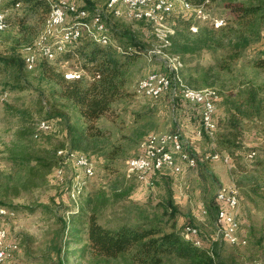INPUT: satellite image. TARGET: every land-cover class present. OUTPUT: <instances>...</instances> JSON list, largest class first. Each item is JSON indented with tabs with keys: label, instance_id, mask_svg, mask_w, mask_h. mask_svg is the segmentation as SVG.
I'll return each mask as SVG.
<instances>
[{
	"label": "rangeland",
	"instance_id": "obj_1",
	"mask_svg": "<svg viewBox=\"0 0 264 264\" xmlns=\"http://www.w3.org/2000/svg\"><path fill=\"white\" fill-rule=\"evenodd\" d=\"M19 1L21 2L16 4V0H0V9L7 13L9 23L6 30L0 31V55L19 57L24 62V66L15 69L18 73L7 69L0 62V208H11L7 213L10 215H0V224L6 231L8 229L10 239L18 247L17 253L11 256L10 263L6 259L4 264H128L124 258L103 259L92 255L90 251L82 255L80 250L85 243L73 237L70 224L64 229L63 222L70 223L73 215H79L80 220H86L102 196L106 201L101 203L97 210L99 220L105 225L115 226L118 219L127 216V205L162 213L169 194L173 196L178 208L174 219L177 228L183 229L186 224L198 226L203 244L220 242L222 256L228 259L230 264H264V130L248 123L241 136V145L232 151L227 149L226 144L219 143V139L227 135L229 92L232 93L233 90L235 94L238 84L242 81L253 80L257 84H264V71L248 64L250 58L264 52V26L262 39L248 48L243 58L233 64L232 72L223 73L224 86L208 87L218 93L220 99L216 112L218 129L214 139H211L196 135L199 120L194 124L185 115L189 113L188 109L197 111L190 109L189 103L177 98L173 101L169 94H164L158 99L140 94L137 92V85L139 80L150 72L169 70L162 57L157 53H149L151 49L160 48L162 43L156 30L163 33L174 31L175 14L193 16L195 13L198 17L193 21L194 31H197L196 26L199 24L214 23L216 27L225 24L233 19V14L225 7V0L209 1L204 8L194 5L191 9L183 4L187 0H177L175 11L169 16L163 14L153 21L152 25L145 20L117 17L109 12L107 22L112 43L103 46L111 47L112 51L120 54V44L134 45L130 35L134 33L138 38V45L145 50L134 56L125 67L126 83L122 97L114 102L108 113L94 122V126L101 130V145L108 151L114 146H119L120 154L106 167L102 152L85 153L95 164L93 177L86 174L85 170L83 175L76 163H69L57 165L58 170L63 169V177L57 176L55 166L47 173V169H43V175L31 182L28 181L29 164L35 161L24 164H19L20 159L15 160L16 163L13 161L21 156L17 137L19 127L24 123L33 127V153L43 154L44 148H52V144H68V123L86 125L77 106L62 96L61 86L48 77L45 68L63 72L68 79L81 77L85 83L93 81L96 76L94 71L86 66L85 53L88 50L77 51L79 46L83 47L80 42L72 50H64L55 57L38 53L37 63L33 68L25 65L27 48L33 46L38 51V46L46 42L43 41V36L47 30L46 23L51 8L49 4L31 10L25 0ZM107 3L108 0H79V6L86 7L90 15L95 13L97 8L110 9ZM89 19H92V16L85 20L88 26L84 27L83 33L93 40H98L99 35H91L95 29L93 22L92 26H89ZM65 26L57 32H61ZM55 38L56 35H51L49 41L54 42ZM84 38L83 43L88 37ZM166 52L170 53L167 48ZM166 52L160 51V55L170 59L174 81L179 85L190 86L183 79L184 64L181 59L175 57L181 61L182 64L179 65L172 59L174 55ZM221 54V51L205 52L199 59L202 64H212ZM197 61L198 59H195L193 64ZM17 75L18 78L15 77ZM19 85L21 87L15 89L14 86ZM242 86L247 88V85ZM42 120H48L52 127L36 137L35 132ZM174 129L181 131L185 149L194 156L202 154V159L196 156L198 163L194 167L184 162V170L178 174L171 171L156 173L153 185L141 181L138 173L130 169L129 158L141 153L142 142L149 133ZM250 147H256L259 151L252 160L246 156ZM214 152H219L223 157L229 155L231 162L227 163L223 158H206L207 153ZM57 153L58 156L62 154L65 157L68 155V148H60ZM228 176L230 183H227ZM232 183L240 192L239 234L247 240V243L242 245L216 239L217 213L211 215L203 212L206 202L216 201L220 187ZM128 188H131L129 195L117 200L115 195ZM90 198L94 199L93 203L89 202ZM130 212L132 216L135 215L132 209ZM79 226L83 227L84 223ZM196 243L199 244V241ZM166 264H180V261L168 259Z\"/></svg>",
	"mask_w": 264,
	"mask_h": 264
},
{
	"label": "trees",
	"instance_id": "obj_2",
	"mask_svg": "<svg viewBox=\"0 0 264 264\" xmlns=\"http://www.w3.org/2000/svg\"><path fill=\"white\" fill-rule=\"evenodd\" d=\"M16 1V4L21 2ZM25 1L31 10L49 4L51 8L50 0ZM187 1L193 6H203L204 8L209 1L214 0ZM225 7L233 14V19L218 27L214 23L199 24L196 26L197 31H194L193 21L198 17L194 13L193 16L175 14L174 31L168 30L163 33L156 30L162 41L161 49H158L166 52L167 48L171 54L166 53L181 59L184 64L183 79L191 87L224 86L223 73L232 72L233 64L243 58L248 48L262 39L264 1L225 0ZM141 20L150 22L151 25L154 23L146 19ZM83 35L89 39L87 38V41L83 43L85 38L81 37L80 43L83 47L79 46L77 51L79 49L82 52L88 50L85 53L86 66L95 73L96 78L93 81L85 83L81 77L68 79L63 72L46 70V68L45 72L50 79L61 86L62 96L77 106L80 117L86 122V125L68 123L66 128L68 144L65 142L60 145L52 144V148L41 149L45 151L43 154H34L33 127L26 123L22 124L17 131L21 156L20 158L15 157L16 159L13 161L20 159L19 164L35 161V163L29 164L28 181H35L38 176L43 175V169H47V173L55 166L60 165V159L65 158L62 154L58 156L57 151L60 148L83 153L102 152L106 167H109L110 163L120 154L119 146H114L108 151L101 145V130L94 126V122L108 113L113 108L114 102L122 97L126 83L125 67L135 58L134 56L145 50L138 45V38L134 33L130 34L134 45L120 44L119 46L123 50L120 54L112 51L111 47L105 48V44L99 40L91 39L85 32ZM78 43L67 45L65 51L72 50ZM218 51H221L222 54L215 59L214 63L205 65L200 62L199 57L203 53ZM195 59L198 61L193 64ZM0 62L11 70L24 66L23 59L19 57L0 55ZM248 64L264 71V52L250 58ZM243 84L247 85V88H243ZM14 87L16 89L21 86ZM231 92L227 95V135L219 139V143L226 144L229 151L241 145V136L248 123H253L254 126L264 130V84H257L253 80L242 81L238 84L237 92L235 94L233 90ZM189 106L191 109L194 105L189 103ZM194 109L197 108L194 106ZM41 132L37 129L35 136L38 137ZM25 141L27 143H24ZM254 148L256 147H250L248 151ZM130 191L131 188H128L115 196L119 200L121 197L129 195ZM105 201L106 199L101 196L99 203L94 205L86 220H80L79 215H73L70 223L63 222L64 229L70 224L73 237L85 243L80 250L82 255L86 251H90L92 255L103 259L124 258L128 264H166L168 259H176L180 261V264H230L228 259L222 256L220 242H214L210 246L207 244L200 246L196 243V239L189 235L186 237L183 234V229L177 228L174 219L178 208L171 194L167 197V204L163 205L162 213L149 212L140 206L132 208L127 205V216L118 219L115 226L105 225L99 220L97 210L100 204ZM89 202L93 203L94 199L90 198ZM3 207L11 209L7 206L1 208ZM206 208L211 215L218 212L215 200L206 202ZM131 209L135 211L134 216L131 215ZM81 223H84L83 227L79 226Z\"/></svg>",
	"mask_w": 264,
	"mask_h": 264
},
{
	"label": "built area",
	"instance_id": "obj_3",
	"mask_svg": "<svg viewBox=\"0 0 264 264\" xmlns=\"http://www.w3.org/2000/svg\"><path fill=\"white\" fill-rule=\"evenodd\" d=\"M120 1H127V15H130L132 18H138V14H143L144 7L148 5H156V12L159 8H167V16L171 15L177 7V0H144V3H132V0H114L112 2V9L97 8L96 19H89V26H92V21H99V39L109 37V34L102 30V21H108L109 12H119ZM53 2L60 5V14L58 18H65V24L73 25L75 29H79L81 18H89L87 8L75 6V0H53ZM0 25H9L6 12L5 15H0ZM84 36L86 35H82V38ZM82 38L64 36L62 38V46L66 45L67 41L80 42ZM58 49L59 46H53V41L42 42V45L38 46V51L31 53L30 57L41 53V51ZM151 50L166 61L169 70L150 72L156 73L155 85L161 86V93L149 97L158 99L164 94H169L173 101L177 98L185 103L193 104L197 108L199 120L196 135L200 137L207 136L208 138L214 139L218 129V121L215 114H209V105L218 104L220 100L218 99V93L205 95V98L202 100H194L190 94L184 93L181 86L174 84L173 71L172 68H170V59L160 55V49L154 48ZM158 72H165V79H158ZM148 74L139 80L137 90L141 84L148 83ZM51 127L52 124L49 123V129ZM258 153V149L254 148L248 151L246 156L252 160L255 159ZM206 158H223L227 163L231 162L229 155L223 157L219 152L210 153ZM131 162H141V169L137 172L138 178L149 185H153L154 175L156 173L162 171H171L176 174L181 173L184 170V162H186L188 166L194 167L198 163V158L185 149L181 131L179 129H174L148 134L147 140L142 142L141 153L129 158L128 163ZM69 163H76L79 165V169L82 171L83 175L85 166H93L91 177L95 175V164L93 160L84 153H78L68 149V157L63 158L60 165H68ZM56 172L59 178L63 177L64 174L58 173V167ZM240 202L239 188L233 183L222 185L217 191L216 203L218 205V212L216 220L217 230L215 232L216 239L226 241L233 245L247 243V240L242 238L239 234L241 228V222L238 217ZM203 212L207 213V208H205ZM0 214L1 216L10 215L5 214L3 210H0ZM183 234L192 235L199 241L200 245H203L201 231L198 226L186 224L183 228ZM17 251V244H13V240L10 239L7 229L6 235L0 237V258H5L10 263L11 256L15 255Z\"/></svg>",
	"mask_w": 264,
	"mask_h": 264
},
{
	"label": "bare ground",
	"instance_id": "obj_4",
	"mask_svg": "<svg viewBox=\"0 0 264 264\" xmlns=\"http://www.w3.org/2000/svg\"><path fill=\"white\" fill-rule=\"evenodd\" d=\"M95 1L100 2L102 0H95ZM113 1L114 0H108L107 4L109 5L110 9H112V2ZM50 3H51V9H50L51 11H50V16H49L48 22L46 23L47 30L43 36V39H44L43 41L50 42L49 37L51 35H56L57 38H55L56 40L53 42V46H59V49L58 50L41 51V52L46 57H55L58 53L63 52L66 49L67 45H69V44L71 45V44L76 43L74 41H67L66 45L62 46V38L64 36L75 37V38H81L82 37L84 27L88 26L86 23L87 21H85L88 18H81V24L79 25V29L73 28V25L65 26V18H58L59 14H60V5H57V3H54L52 0H50ZM132 3H144V0H132ZM183 4L188 9H191L193 7V4H191L188 1H184ZM75 6H79V0H75ZM127 12H128L127 1H120L119 12H112V14L117 16V17H126V18H130V19H138V20L139 19H146L149 21H155L158 18H160L163 14H167V8H159V10L156 12V5L145 6L143 9V14H138V18L130 17V15H127ZM87 14L89 16H92V19H96L97 10L95 13L90 15L89 10L87 9ZM0 15H5V12L2 11L1 9H0ZM92 22H93L95 32H91V35L94 37L95 36L97 37V35L100 36L99 21H92ZM8 26L9 25H0V31L6 30L8 28ZM62 26H65L62 29V31L57 32L58 29L61 28ZM102 30L106 31V33L109 34L110 29L108 27L107 21H102ZM98 40L100 42H102L103 44H106V45L112 43L111 34H109L108 38H100V39L98 38ZM119 49H122V48L119 46ZM36 51H37V49L34 48L33 46H29L27 48V54L25 56V62L29 68H33L37 63L38 54H35L34 56L30 57V54L33 52H36ZM149 53L152 55H155L154 53H156V52H154L153 50H150ZM172 59L176 60L179 65L182 64L181 61L178 60L177 58L173 57ZM174 65H175V63H174ZM158 79H165V72H158ZM155 81H156V73H149L148 74V83L141 84L139 89L137 90V92L140 94H143V95H147V96H154L155 94H160L161 93V86L155 85ZM174 84L179 85L175 81H174ZM179 86H181V88H183L184 93L190 94V96H192V98L194 100H202L203 98H205V95L214 94L213 90L208 89V88L197 89V88H193V87L183 85V84H180ZM216 112H217V104H210L209 105V114H215L216 115ZM49 123L50 122L48 120H42L39 124L38 130L44 131L46 129H49ZM151 133H149V134H151ZM147 138H148V135H147L145 140H147ZM74 152H78V151H74ZM78 153H82V152H78ZM66 157H68V155L65 156V158ZM129 167L132 171L137 173L141 169V162H131V163H129ZM84 170H85L86 174L92 175L93 166H85ZM62 171H63V169H59L58 173L61 174ZM62 174H64V173H62ZM0 210H3L5 212V214L9 213L8 208L3 207V208H0ZM6 233H7V231L0 224V237L6 235ZM5 261H6L5 258H0V264H4Z\"/></svg>",
	"mask_w": 264,
	"mask_h": 264
},
{
	"label": "crops",
	"instance_id": "obj_5",
	"mask_svg": "<svg viewBox=\"0 0 264 264\" xmlns=\"http://www.w3.org/2000/svg\"><path fill=\"white\" fill-rule=\"evenodd\" d=\"M190 107V106H189ZM191 109H194V106H193V108H191ZM188 112L189 113H185V115L188 117V119L190 120V121H193L194 122V124H197V119H198V116H197V111H194V110H189L188 109ZM210 154V153H209ZM208 153H207V155H209ZM197 156V155H196ZM198 158H200V159H202V157H203V155L201 154V155H198L197 156ZM227 180H228V182L227 183H230V177L228 176L227 177ZM207 245H209V244H207ZM210 246V245H209Z\"/></svg>",
	"mask_w": 264,
	"mask_h": 264
}]
</instances>
